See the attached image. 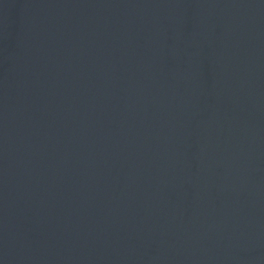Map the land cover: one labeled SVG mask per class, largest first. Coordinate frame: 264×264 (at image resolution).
<instances>
[{"label": "water", "instance_id": "water-1", "mask_svg": "<svg viewBox=\"0 0 264 264\" xmlns=\"http://www.w3.org/2000/svg\"><path fill=\"white\" fill-rule=\"evenodd\" d=\"M0 264H264V0H0Z\"/></svg>", "mask_w": 264, "mask_h": 264}]
</instances>
